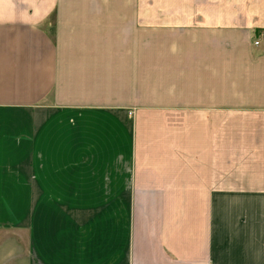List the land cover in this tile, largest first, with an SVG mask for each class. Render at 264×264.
<instances>
[{
	"label": "crops",
	"instance_id": "obj_1",
	"mask_svg": "<svg viewBox=\"0 0 264 264\" xmlns=\"http://www.w3.org/2000/svg\"><path fill=\"white\" fill-rule=\"evenodd\" d=\"M196 4L0 0V264H264V0Z\"/></svg>",
	"mask_w": 264,
	"mask_h": 264
},
{
	"label": "rangeland",
	"instance_id": "obj_2",
	"mask_svg": "<svg viewBox=\"0 0 264 264\" xmlns=\"http://www.w3.org/2000/svg\"><path fill=\"white\" fill-rule=\"evenodd\" d=\"M193 1L194 7H197L196 3H199V0H191ZM152 77L154 76V74H150Z\"/></svg>",
	"mask_w": 264,
	"mask_h": 264
}]
</instances>
